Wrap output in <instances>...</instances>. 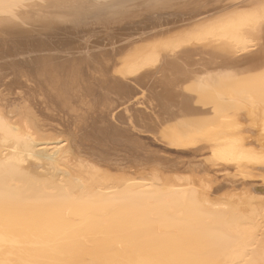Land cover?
<instances>
[{"label": "bare ground", "instance_id": "obj_1", "mask_svg": "<svg viewBox=\"0 0 264 264\" xmlns=\"http://www.w3.org/2000/svg\"><path fill=\"white\" fill-rule=\"evenodd\" d=\"M262 43L264 0H0V264H264V187L209 169L264 179Z\"/></svg>", "mask_w": 264, "mask_h": 264}, {"label": "rangeland", "instance_id": "obj_2", "mask_svg": "<svg viewBox=\"0 0 264 264\" xmlns=\"http://www.w3.org/2000/svg\"><path fill=\"white\" fill-rule=\"evenodd\" d=\"M174 9L179 12L181 7H179L178 4L168 8V10ZM133 134H135L142 142L149 145L151 149L174 160H180L183 162L193 161L202 164L205 162L204 159L213 158L212 145L214 144V141L211 139H202L195 147L186 144L176 146L161 142L150 133H137V131H132L131 135ZM209 169L211 170V175L218 181L222 180L223 176L226 174H233L238 177L239 181L245 182L246 185L250 184L264 187V179L256 178L243 168L236 165L226 166L222 163L216 162L214 165L209 166Z\"/></svg>", "mask_w": 264, "mask_h": 264}, {"label": "snow or ice", "instance_id": "obj_3", "mask_svg": "<svg viewBox=\"0 0 264 264\" xmlns=\"http://www.w3.org/2000/svg\"><path fill=\"white\" fill-rule=\"evenodd\" d=\"M261 59L264 60V43L261 44Z\"/></svg>", "mask_w": 264, "mask_h": 264}]
</instances>
